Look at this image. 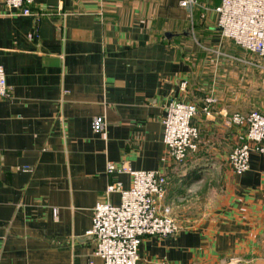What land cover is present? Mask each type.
<instances>
[{"label": "crops", "instance_id": "1", "mask_svg": "<svg viewBox=\"0 0 264 264\" xmlns=\"http://www.w3.org/2000/svg\"><path fill=\"white\" fill-rule=\"evenodd\" d=\"M221 0H34L35 16L0 14V264H103L86 235L98 202L120 203L107 162L167 177L161 204L181 229L145 236L137 264L250 261L264 241V154L235 175V112H264V61L221 37ZM187 86L181 91L179 85ZM215 102L210 112L206 97ZM195 103L197 151L172 163L166 103ZM104 131L94 133L96 117ZM56 209L57 214L53 211ZM248 258V260H246Z\"/></svg>", "mask_w": 264, "mask_h": 264}, {"label": "built area", "instance_id": "2", "mask_svg": "<svg viewBox=\"0 0 264 264\" xmlns=\"http://www.w3.org/2000/svg\"><path fill=\"white\" fill-rule=\"evenodd\" d=\"M33 4L34 0H0V14L3 11L39 19L43 14L35 12ZM192 4L193 0L180 2L186 9H190ZM214 10L221 37L264 61V0H221ZM186 86L185 81L179 85L181 91ZM8 93L9 87L0 65V98L8 96ZM214 102L213 97H206L202 111L209 113ZM165 108L162 141L168 159L182 165L188 154L198 148L199 133L191 124L192 118L198 113V106L189 101L170 99ZM223 126L240 129L238 144L229 153L227 163L235 175L242 174L249 169L250 153L264 154V112L250 110L232 113L225 117ZM91 128L94 133H102L104 118H94ZM106 171L110 175H129L130 186L127 189L121 187L120 183L107 186L106 194L119 193L120 203H96L86 235L92 238L94 255L103 264H137L143 237L165 238L180 232L181 227L171 217L170 207L161 204L166 194L167 177L161 171L134 170L127 163L107 162ZM53 213L57 214L56 209Z\"/></svg>", "mask_w": 264, "mask_h": 264}, {"label": "rangeland", "instance_id": "3", "mask_svg": "<svg viewBox=\"0 0 264 264\" xmlns=\"http://www.w3.org/2000/svg\"><path fill=\"white\" fill-rule=\"evenodd\" d=\"M171 217L174 218L171 214ZM176 221V220H175ZM177 225L180 227L179 223L176 221ZM258 245L256 246L255 250V256L250 259V261L246 262H238L233 264H264V241H257ZM248 260V258H246ZM217 264H223V263H217Z\"/></svg>", "mask_w": 264, "mask_h": 264}]
</instances>
